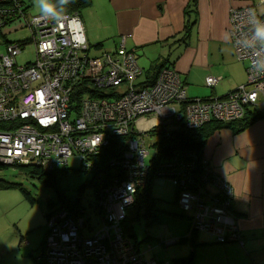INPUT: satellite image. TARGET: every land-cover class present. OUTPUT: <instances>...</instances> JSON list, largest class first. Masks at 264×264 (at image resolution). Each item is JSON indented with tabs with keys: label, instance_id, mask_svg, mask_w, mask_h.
<instances>
[{
	"label": "built area",
	"instance_id": "built-area-1",
	"mask_svg": "<svg viewBox=\"0 0 264 264\" xmlns=\"http://www.w3.org/2000/svg\"><path fill=\"white\" fill-rule=\"evenodd\" d=\"M27 10L22 0H0V34L28 27L36 51L33 62L21 64L17 58L28 40L6 41L0 55V164L36 165L51 174L76 156L95 181L90 213L80 202L48 216L45 263L170 264L148 258L123 227L128 209L152 180L153 166V182L168 178L178 188L177 203L191 218L189 236L205 232L218 243L243 244L232 185L206 158L180 150L175 137L182 128L240 121L264 105V76L255 73L251 51L240 43L251 36L250 11L264 20L258 6L230 13L235 55L248 62L246 83L227 96L208 98H190L180 74L168 66L152 83L139 82L144 71L124 40L116 51L91 56L79 12L33 23L39 14ZM220 80L209 76L206 84L215 87ZM143 119L151 122L146 129L139 126ZM164 142L171 154L156 164ZM93 215L99 228L89 235L96 227Z\"/></svg>",
	"mask_w": 264,
	"mask_h": 264
},
{
	"label": "crops",
	"instance_id": "crops-1",
	"mask_svg": "<svg viewBox=\"0 0 264 264\" xmlns=\"http://www.w3.org/2000/svg\"><path fill=\"white\" fill-rule=\"evenodd\" d=\"M253 3L264 13L258 0H93L79 15L90 46L116 51L124 40L126 49L135 51L144 71L139 82L152 83L168 66L180 74L190 98L224 97L247 81L248 62L237 59L231 42L230 13ZM209 76L221 80L209 87ZM248 116L257 118L241 130L219 126L202 131L209 133L203 156L233 187L243 244L218 243L205 232L184 235L175 243L184 246L174 249L168 262L264 264V105ZM150 123L143 119L139 126L146 129ZM147 239L139 242L142 250ZM37 249L32 248V262L46 264Z\"/></svg>",
	"mask_w": 264,
	"mask_h": 264
},
{
	"label": "rangeland",
	"instance_id": "rangeland-1",
	"mask_svg": "<svg viewBox=\"0 0 264 264\" xmlns=\"http://www.w3.org/2000/svg\"><path fill=\"white\" fill-rule=\"evenodd\" d=\"M22 1L29 7L27 10L29 15L39 14L35 0ZM4 31V35L0 34V55L6 52V41L28 40L17 59L21 64L33 62L36 51L33 42L29 40L30 29L23 27L14 30L11 27ZM89 47L91 56H99L104 52L95 46ZM150 139L148 136V140ZM153 153L151 150L147 160ZM68 168L67 173L58 174L55 184V178L30 175L16 166L0 168V264H34L32 248H38L36 253L42 254L40 245L48 230L47 215L59 209L64 198L68 200L78 195L82 205L90 213L92 209L90 205L95 201L94 175L81 168L79 158L76 156L69 158ZM23 189L35 199L33 205ZM152 197L156 199L155 207L149 214L142 211L144 213L141 219L133 222V233L137 242L149 238L142 244L148 258L168 262L171 261L170 255L173 250L181 249L184 245L168 246L165 242L188 235L190 218L177 203L176 186L168 178L164 183L153 182ZM96 221L93 215L91 222L95 223L94 226L97 224ZM98 228L99 225H96L94 230H87L86 233L92 235Z\"/></svg>",
	"mask_w": 264,
	"mask_h": 264
},
{
	"label": "trees",
	"instance_id": "trees-1",
	"mask_svg": "<svg viewBox=\"0 0 264 264\" xmlns=\"http://www.w3.org/2000/svg\"><path fill=\"white\" fill-rule=\"evenodd\" d=\"M92 1L93 0H72V2L68 5L66 13H73L76 11L80 12L82 9H84L85 7L90 5ZM250 112H251V109L247 111V115L244 119L237 121V122L230 123V124H223V123H219V122H210V123L205 124L201 128L196 129V130H192V131L182 128V130L179 133L177 132L176 137H175L177 147L180 150H192V151L198 153V155L200 156V161H203L205 159V157L202 154V149H203L204 144H205V139L209 135L210 131H212L213 129H215L219 126H233V127L235 126V128H238L237 130H241L242 128L246 127L249 123H251L252 121H254L257 118V117L256 118L255 117H249L248 114L250 115ZM207 127L210 128V129H208L209 133H207V132L202 133V131L205 130ZM166 143L167 142H164V145L161 147L164 149L161 150L157 156H155L154 163L158 164V162L160 160L168 157L171 154V149L168 148V145ZM208 163H209V161H208ZM15 166L24 169L25 172L27 174H30V175L41 176V177H48L49 176V177L55 178L54 184L56 182V178H57L58 174L67 173L69 171L68 167H63V168H59L58 170H56L55 172H53L51 174H47L42 168H40L39 166H36V165H20V164H17ZM1 167H8V166L0 164V168ZM152 172H154V174H152V176H151L152 180H151L149 186L145 190L140 192L136 203L128 209L126 219L123 222L124 230L129 235H132V237H134V239L136 237L133 233V222L141 219V216L143 214L142 211L146 212V214H149L150 212H152L153 207H155L154 203H155L156 199H154L152 197V184H153V179H154L153 176L155 175V166H153ZM23 191L27 195V199L30 201V203L34 204L35 199L30 195V193L24 189H23ZM62 197L63 196L61 195V198ZM76 197L79 198L78 202H76V200H75ZM177 197H178V188L176 187V201H177ZM80 202H81V198L78 195L74 196L72 199H68V200H66L64 198L62 201L61 207H63V206H71L72 207V205L79 204ZM48 216H49V214H48ZM194 234H196V233H194ZM178 241H180V240L177 239V242ZM137 243H138V247L141 248L139 242H137Z\"/></svg>",
	"mask_w": 264,
	"mask_h": 264
},
{
	"label": "clouds",
	"instance_id": "clouds-1",
	"mask_svg": "<svg viewBox=\"0 0 264 264\" xmlns=\"http://www.w3.org/2000/svg\"><path fill=\"white\" fill-rule=\"evenodd\" d=\"M72 0H35L39 17L33 23H39L40 18L61 21L65 18L68 5ZM251 36L241 41L245 50H250L253 57L252 68L258 76H264V20L255 18L254 12H249Z\"/></svg>",
	"mask_w": 264,
	"mask_h": 264
},
{
	"label": "water",
	"instance_id": "water-1",
	"mask_svg": "<svg viewBox=\"0 0 264 264\" xmlns=\"http://www.w3.org/2000/svg\"><path fill=\"white\" fill-rule=\"evenodd\" d=\"M75 200H76V202H78V201H79V198H78V197H76V198H75ZM49 215H50V214H49Z\"/></svg>",
	"mask_w": 264,
	"mask_h": 264
}]
</instances>
